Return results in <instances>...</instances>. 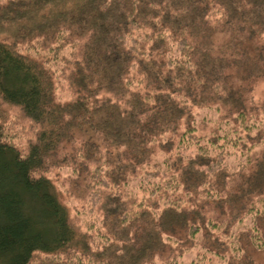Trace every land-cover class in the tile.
<instances>
[{
  "label": "trees",
  "instance_id": "16d2710c",
  "mask_svg": "<svg viewBox=\"0 0 264 264\" xmlns=\"http://www.w3.org/2000/svg\"><path fill=\"white\" fill-rule=\"evenodd\" d=\"M259 82L264 0H0V262L264 264Z\"/></svg>",
  "mask_w": 264,
  "mask_h": 264
},
{
  "label": "rangeland",
  "instance_id": "374dc122",
  "mask_svg": "<svg viewBox=\"0 0 264 264\" xmlns=\"http://www.w3.org/2000/svg\"><path fill=\"white\" fill-rule=\"evenodd\" d=\"M65 92H66L65 88L64 87H61L60 88V93L61 94H65ZM254 92H255L256 96L261 97V98H264V83H261V82L257 83L255 85ZM186 258H187V256H184V262L186 261ZM0 264H2V263L0 262Z\"/></svg>",
  "mask_w": 264,
  "mask_h": 264
}]
</instances>
